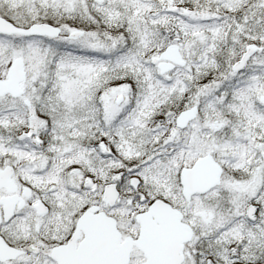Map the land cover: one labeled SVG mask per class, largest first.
I'll use <instances>...</instances> for the list:
<instances>
[{
    "label": "snow or ice",
    "instance_id": "snow-or-ice-1",
    "mask_svg": "<svg viewBox=\"0 0 264 264\" xmlns=\"http://www.w3.org/2000/svg\"><path fill=\"white\" fill-rule=\"evenodd\" d=\"M0 264H264V0H0Z\"/></svg>",
    "mask_w": 264,
    "mask_h": 264
}]
</instances>
